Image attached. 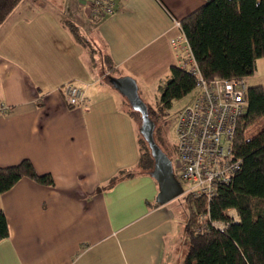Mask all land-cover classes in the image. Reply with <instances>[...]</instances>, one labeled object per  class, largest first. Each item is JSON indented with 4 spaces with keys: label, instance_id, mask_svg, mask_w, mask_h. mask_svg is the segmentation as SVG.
Here are the masks:
<instances>
[{
    "label": "crops",
    "instance_id": "obj_1",
    "mask_svg": "<svg viewBox=\"0 0 264 264\" xmlns=\"http://www.w3.org/2000/svg\"><path fill=\"white\" fill-rule=\"evenodd\" d=\"M113 1L114 12L95 19L90 0H21L0 24V105L7 107L0 115V166L29 159L54 179L45 186L21 178L0 194L9 231L0 241V264L169 261L177 214L171 202H156L152 175L108 187L139 156L137 126L115 83L134 79L140 97L171 66L188 64L178 23L206 0ZM68 82L84 89L82 106L63 101L60 88ZM246 83L264 89V57Z\"/></svg>",
    "mask_w": 264,
    "mask_h": 264
},
{
    "label": "trees",
    "instance_id": "obj_2",
    "mask_svg": "<svg viewBox=\"0 0 264 264\" xmlns=\"http://www.w3.org/2000/svg\"><path fill=\"white\" fill-rule=\"evenodd\" d=\"M21 0H0V24ZM78 42L96 49L79 32L76 25L66 22ZM181 32L189 46L201 75L214 78L239 79L256 72V62L264 57V0H206L205 4L188 14L180 22ZM106 69H111L107 55L103 56ZM159 92L155 105L145 104L146 113L153 125V139L173 162L175 144L167 135L166 125L173 102L195 88V77L185 68L171 66L167 76L157 85ZM128 113L138 130L139 156L134 167L119 170L108 182L116 183L151 174L153 157L140 133L141 113L128 102ZM73 107V106H69ZM264 119V89L260 85L248 86L246 110L238 119L232 140V153L241 166L229 184L219 185L210 204V217L229 220L226 211L234 209L239 217L230 222L224 231L198 230L199 214L205 202L183 193L181 204L185 211L183 234L185 252L181 264H264V126L252 136L247 131ZM53 186L50 173L39 174L29 159L17 164L0 166V194L9 190L19 179ZM5 214L0 209V241L8 237Z\"/></svg>",
    "mask_w": 264,
    "mask_h": 264
},
{
    "label": "built area",
    "instance_id": "obj_3",
    "mask_svg": "<svg viewBox=\"0 0 264 264\" xmlns=\"http://www.w3.org/2000/svg\"><path fill=\"white\" fill-rule=\"evenodd\" d=\"M89 8L92 18H101L114 12V1L90 0ZM182 42L174 40L172 44L179 46ZM184 42L188 64L183 68L195 77V88L191 103L176 116L172 167L181 185L186 187H182L183 193L205 202V209L198 216L197 229L224 231L230 222L239 220L236 211H226L229 220H215L210 217V204L217 194V187L229 184L241 166L240 160L235 159L232 153V140L237 121L246 110L248 86L245 78L206 80L186 40ZM60 89L68 106L84 104L85 91L81 86L68 82ZM6 110L5 105H0V115Z\"/></svg>",
    "mask_w": 264,
    "mask_h": 264
},
{
    "label": "water",
    "instance_id": "obj_4",
    "mask_svg": "<svg viewBox=\"0 0 264 264\" xmlns=\"http://www.w3.org/2000/svg\"><path fill=\"white\" fill-rule=\"evenodd\" d=\"M115 85L127 98L131 107L141 113L142 124L140 133L150 148L154 161L151 175L158 184L156 202L164 204L181 196L183 194V188L174 174L172 161L157 146L153 139V125L147 116L145 104L138 95L136 82L130 77H125L118 79Z\"/></svg>",
    "mask_w": 264,
    "mask_h": 264
},
{
    "label": "rangeland",
    "instance_id": "obj_5",
    "mask_svg": "<svg viewBox=\"0 0 264 264\" xmlns=\"http://www.w3.org/2000/svg\"><path fill=\"white\" fill-rule=\"evenodd\" d=\"M99 56H96V62H99ZM140 97L142 100L149 105H155L158 101L159 92L157 87H151L146 91L140 93ZM194 97V90L188 93L186 96L177 99L173 102L171 109L169 110V115L167 119L166 131L170 142L174 145L176 143V135H175V121L178 112L186 105L191 103ZM264 126V119L261 122L255 124L247 131V136H252L253 134L257 133L262 127ZM184 189L186 188L183 184ZM171 206L174 208L177 216L174 223V232H173V239L171 238L172 242L170 244V258L167 264H181L182 257L185 252V237L183 234V226L185 222V211L181 204V197H176L170 200Z\"/></svg>",
    "mask_w": 264,
    "mask_h": 264
}]
</instances>
